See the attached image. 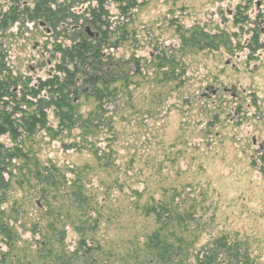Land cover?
Here are the masks:
<instances>
[{
	"label": "rangeland",
	"instance_id": "obj_1",
	"mask_svg": "<svg viewBox=\"0 0 264 264\" xmlns=\"http://www.w3.org/2000/svg\"><path fill=\"white\" fill-rule=\"evenodd\" d=\"M47 1L71 5L76 25L97 3ZM35 2L0 0L16 17L0 30V80L15 83L2 99L26 114L45 99L28 94L38 80L63 78L54 46L71 43L62 24L29 20ZM105 9L103 58L126 77L115 93L98 107L78 84L72 128L49 107L33 134L0 136V264H157L145 247L159 228L145 209L157 203L195 209L164 227L162 264L177 254L200 264L221 237L238 243L243 264H264V0H143L128 18L114 2ZM195 30L204 48L191 46Z\"/></svg>",
	"mask_w": 264,
	"mask_h": 264
},
{
	"label": "trees",
	"instance_id": "obj_2",
	"mask_svg": "<svg viewBox=\"0 0 264 264\" xmlns=\"http://www.w3.org/2000/svg\"><path fill=\"white\" fill-rule=\"evenodd\" d=\"M108 1L117 4L120 15L126 18H128L132 10L139 7L143 2V0H97L96 6L88 10L89 15L84 17L85 23L76 25L72 23H76L77 19L81 17L71 11V5L64 8L63 3L55 2L54 6L58 10H51V3L47 0H36L34 7L29 10V20L44 18V21H47L53 29L59 24H62L60 31L70 39L71 43L69 46L62 47L61 44H57L53 49L55 53L58 52L60 54L61 60V64L56 65L55 71L56 73H62L63 78L60 80L58 75H53L44 81L38 80L37 91L26 89V91H30L28 94H31L32 98L38 96L39 92H46L45 99L42 100L39 98L37 100L36 108L31 114H26L19 107H14L11 111L5 109L7 103L2 98L8 96V85L15 83L12 81V83L6 84L0 80V102L3 104L0 107V136L8 135L12 140H17L22 131L27 135L33 134L38 125L43 128L46 124L44 110L49 107H53L56 110L59 127H62V129L72 128L77 121V115L74 110L75 107L72 105L73 99L71 95H77L75 86L78 84H85L91 88L90 94L95 99V102H97L98 107L102 105L105 98L107 101L115 93L116 87L113 84L126 77L122 76L121 69L117 67L118 63L113 62L109 54L107 59L110 58V62L105 61L106 58H103L104 46L111 39V34L108 29L109 24L107 22L109 15L105 9V4ZM25 9L27 10V7ZM15 19L16 17L13 11H11L10 15L6 12L1 13L0 11V30L7 26L8 20L14 21ZM84 24H88L94 28L96 35L86 37L84 35ZM198 32L195 30L190 33L191 46H203L197 40ZM119 35L117 39L122 38L121 31ZM195 40L197 41L195 42ZM182 42L183 44L187 43L184 39H182ZM206 46L211 48L212 43L206 42ZM160 54L162 55L163 52H160ZM156 60L165 62L162 56L157 57ZM70 64L71 66H69ZM111 86L113 87L109 91ZM23 100H25L24 97ZM26 102L28 103L29 101ZM17 112H24L26 115L13 117ZM89 121L91 122V120ZM89 121L86 120L83 123H89ZM95 155L98 158L96 153ZM194 210V207H191L190 209H183L181 212L177 210L171 212L167 205L161 203L146 207L145 213L147 215L152 214L156 223L159 225V228L148 236L147 242L145 243L146 249L154 253L153 258L157 264L165 263L168 258L166 251L167 245L161 235L164 227L169 222H173L175 225L182 227L181 224L186 221V218L189 216L192 217L195 214ZM211 245L212 249L208 250L207 254L203 257L204 260H201L200 264L215 263L217 253L225 256L226 264H243V261L246 259L244 254L239 253L238 243L231 245L225 238L221 237L213 240ZM177 259V264H182L183 260L178 254Z\"/></svg>",
	"mask_w": 264,
	"mask_h": 264
},
{
	"label": "water",
	"instance_id": "obj_3",
	"mask_svg": "<svg viewBox=\"0 0 264 264\" xmlns=\"http://www.w3.org/2000/svg\"><path fill=\"white\" fill-rule=\"evenodd\" d=\"M41 23V22H40ZM42 24V23H41Z\"/></svg>",
	"mask_w": 264,
	"mask_h": 264
}]
</instances>
